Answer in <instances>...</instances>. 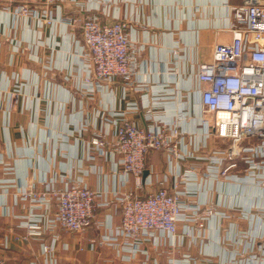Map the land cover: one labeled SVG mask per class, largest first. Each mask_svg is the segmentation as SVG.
I'll return each mask as SVG.
<instances>
[{"label":"crops","instance_id":"1","mask_svg":"<svg viewBox=\"0 0 264 264\" xmlns=\"http://www.w3.org/2000/svg\"><path fill=\"white\" fill-rule=\"evenodd\" d=\"M242 2H33L31 6L38 10L49 7L56 18L95 14L103 22L120 18L127 24L138 73L148 77L143 90H135L138 83L125 87L116 80L108 89L89 93L83 82L88 62L81 56L80 30L59 22L38 27L34 19L11 13L14 2L0 0V180L10 179L14 184L7 193L0 189V212L2 203L9 206V215L0 213L3 264H41L38 240L14 238L23 232L18 227V216L24 210L12 205V193L27 185L42 189L46 178H55L57 186L80 180L90 188L107 191L108 200L113 190H132L144 196L161 186L172 190L177 183L175 190L183 204L199 205L198 217L204 216L206 208L213 213L201 220L203 227L198 230L191 220L192 213L184 211L176 235L166 238L178 248L164 245L156 249L146 244L159 264H169L171 259L178 261L186 255L195 257L190 264H264V171L248 170V165L237 159V166L227 173L230 177L219 174L229 164L226 150L230 142L207 134L201 124L200 90L207 84L197 80L200 66L212 60L214 46L232 40V7ZM175 47L178 53L173 55ZM142 95L150 103L152 118L173 119L177 123L181 131L179 157L150 150L143 173L125 179L117 167L120 156L112 146L113 114L124 112L136 124H149L147 109L129 108L132 103L141 106ZM178 114L183 116L176 120ZM95 135H103L108 144L102 155L87 159V143ZM186 168L194 171L189 179L179 177ZM62 176L66 177L64 182ZM145 182L151 186L144 187ZM114 204L112 200L107 206L96 207L94 214L99 225L91 226L83 235L57 231V264H111L113 255L108 247L98 252L77 248L89 237L102 235L106 220L113 224L120 221V209ZM5 239L6 246L2 245ZM64 243L67 249L62 247Z\"/></svg>","mask_w":264,"mask_h":264},{"label":"built area","instance_id":"2","mask_svg":"<svg viewBox=\"0 0 264 264\" xmlns=\"http://www.w3.org/2000/svg\"><path fill=\"white\" fill-rule=\"evenodd\" d=\"M9 1L15 3L10 7L14 16L32 18L38 27L59 22L80 30L81 56L88 62L83 82L89 93L98 88L108 89L116 80H121L125 87L138 83L135 90H143L142 85L148 77L138 73L135 51L130 45L127 24L123 19L103 22L95 14L59 15L56 18L49 7L38 10L31 6L40 0ZM230 28L232 40L216 44L212 60L202 64L197 73L198 82L207 84L206 88L200 90L203 106L201 124L206 127L207 134L213 133L230 142L226 150L229 164L219 170V174L225 177H230L227 173L237 166V159L243 160L248 170L264 171V0H243L241 4L233 6ZM172 53H178L177 47ZM14 78L17 82V75ZM149 104L146 96L142 95L141 106L132 103L129 107L133 110L139 107L147 109L150 120L147 125L134 123L124 112L113 114L115 141L112 146L120 156L117 167L125 179L128 175L138 177L143 173L145 158L150 150H161L179 157L181 131L177 123L173 119L152 118ZM182 116L178 114L176 120ZM107 144L103 135L91 137L87 143V159L94 160L96 155H102ZM218 162L220 164L222 159ZM0 163H3L1 157ZM193 172L192 168H186L179 177L189 179ZM65 178L62 176L61 182ZM55 182V178H46L42 181V189L27 185L18 187L12 193V205H20L24 210V214L18 216V227L23 232L14 238L27 242L38 240L41 264H57L58 230L83 235L91 226L99 225L95 219V208L107 206L112 200L120 209V221L113 224L106 220L102 235L89 237L86 243H80L77 248L79 251L98 252L100 248L108 247L113 255L111 264H159L145 247L146 244L156 249L164 245L178 248V244L173 240L166 241V238L176 235L177 223L182 220L184 211L192 213L191 220L198 230L203 227L201 220L213 213L206 208L204 216L198 217L199 205H189L193 203L190 201L184 205L175 190L177 183L172 190L161 186L144 196L132 190H113L108 200L107 191L90 188L80 180L70 184L64 182L62 186L55 185ZM12 186L13 180H0V189L5 193ZM149 186L150 182L144 183V187ZM136 188H140V185ZM99 198L103 200L97 203ZM6 204L2 203L3 211L0 213L9 215ZM6 243L5 239L2 245L6 246ZM62 247L68 248L65 243ZM193 262L195 257L186 255L178 261L171 259L169 264ZM0 264H3L1 259Z\"/></svg>","mask_w":264,"mask_h":264},{"label":"rangeland","instance_id":"3","mask_svg":"<svg viewBox=\"0 0 264 264\" xmlns=\"http://www.w3.org/2000/svg\"><path fill=\"white\" fill-rule=\"evenodd\" d=\"M11 96H13V95H11ZM15 97V96H14Z\"/></svg>","mask_w":264,"mask_h":264}]
</instances>
